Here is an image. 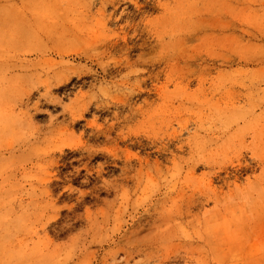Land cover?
<instances>
[{
  "label": "rangeland",
  "instance_id": "374dc122",
  "mask_svg": "<svg viewBox=\"0 0 264 264\" xmlns=\"http://www.w3.org/2000/svg\"><path fill=\"white\" fill-rule=\"evenodd\" d=\"M0 264H264V0H0Z\"/></svg>",
  "mask_w": 264,
  "mask_h": 264
},
{
  "label": "bare ground",
  "instance_id": "6f19581e",
  "mask_svg": "<svg viewBox=\"0 0 264 264\" xmlns=\"http://www.w3.org/2000/svg\"><path fill=\"white\" fill-rule=\"evenodd\" d=\"M110 48H114V45H112L111 44V46L110 47H108L107 48V50L108 49H110ZM46 84V83H45ZM128 84V83H127ZM83 111V110H82ZM79 114V113H78ZM83 115H84V113H80L77 117L78 118H76V117H74V116H72V122L73 123H75L79 118H82L83 117ZM71 119V118H70ZM115 121V120H114ZM115 124L114 123H112L110 126H109V128L107 129V130H104V131H101V130H97L96 132L95 131H91V134H90V138H92V139H98V138H100V137H103L105 140H107L108 139V137L111 135V133L115 130ZM117 128L118 129H120L121 127H119V125L117 126ZM116 131V130H115ZM114 131V132H115ZM120 133V132H119ZM118 133V136L120 135ZM121 139H122V141H124L125 139H127V141H129L130 142V144L131 145H137V146H142V145H144V141H143V139L141 138V137H134V138H122V137H120ZM178 140V138H177V135H173L172 134V136L168 139V142H166L165 144H166V146H167V148H168V150L170 149V147L172 146L174 149L176 148V146H175V141H177ZM116 144V143H115ZM158 145V144H157ZM165 148H163V147H159L158 149H157V151L158 152H162V150H164ZM132 150V149H131ZM54 152V151H53ZM169 152L173 155V153H172V150H169ZM98 152H97V150L96 149H92V148H90V147H86V148H84L83 149V152L81 153V157L83 158V159H86L87 160V162H84L83 163V169H85L86 171H87V173H89V174H87L86 173V177H85V179H86V181L87 182H90V181H93V180H95V179H97V177L105 170V168L106 167H100V168H98L95 172H93V171H91V170H93V168H90L89 166H88V161L89 160H91V158L92 157H94V156H98L99 154H97ZM107 153V152H106ZM62 154H63V152H62ZM98 158V157H97ZM112 158H114V157H112ZM37 160V159H36ZM62 161H63V163L62 164H58V162H56V170H55V172L52 174V177H56L57 175H59L60 174V167L61 166H67V162L65 161V159L64 158H62ZM113 161L115 162V159H113ZM33 162V161H32ZM123 164V167H121V175H124V174H126L127 173V171H128V169H129V167H130V164H129V161H125V162H123L122 163ZM83 169H77L76 171H75V173H74V176H78L79 174H80V171L81 170H83ZM47 172V171H46ZM49 176V175H48ZM47 176V177H48ZM57 180H55V179H48V181L46 182V186L47 187H55V186H57Z\"/></svg>",
  "mask_w": 264,
  "mask_h": 264
}]
</instances>
